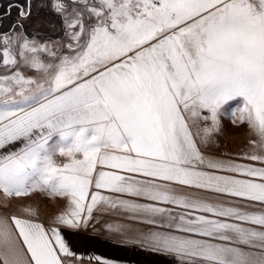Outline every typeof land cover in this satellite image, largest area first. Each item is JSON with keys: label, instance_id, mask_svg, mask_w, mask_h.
Segmentation results:
<instances>
[{"label": "snow or ice", "instance_id": "snow-or-ice-1", "mask_svg": "<svg viewBox=\"0 0 264 264\" xmlns=\"http://www.w3.org/2000/svg\"><path fill=\"white\" fill-rule=\"evenodd\" d=\"M72 2L83 8L66 21L68 52L25 39L19 55L41 78L0 76V189L68 198L57 219L70 229L86 227L100 203L142 215L183 234L145 239L184 264H264V167L206 159L200 148L219 131L221 109L239 99L233 122L258 138L245 158L264 164V0ZM55 7L66 11L60 0ZM16 8L32 15L31 0ZM2 59L17 68L10 48ZM173 185L196 191L177 194ZM213 195L246 204L209 202ZM75 256L59 228L0 217V264H72Z\"/></svg>", "mask_w": 264, "mask_h": 264}, {"label": "crops", "instance_id": "crops-1", "mask_svg": "<svg viewBox=\"0 0 264 264\" xmlns=\"http://www.w3.org/2000/svg\"><path fill=\"white\" fill-rule=\"evenodd\" d=\"M50 45L54 47L52 44ZM56 53L58 56L60 55L59 50ZM48 58L51 61L52 58L48 56L42 59L47 61ZM1 66L5 68L0 69V76L11 75L15 70L9 71L4 64ZM20 72L26 77L41 78L37 75L38 72L32 68L31 70L28 69L27 72L25 70H20ZM241 106L242 101L237 99L229 102L221 109L219 131L211 134L207 144L200 145L201 151L206 159L264 167V164L258 161L245 158L254 151L252 141L258 138L247 123L233 122V113H236ZM208 124L211 125V121H208L207 124H201V127L203 128ZM192 130L194 133L198 131L197 128ZM197 140L199 141V136H197ZM14 147H19V145L10 146L5 151L13 150ZM56 159L58 164L67 162V157L58 155ZM217 174L225 175L228 173L219 172ZM173 187L177 194H191L196 191L176 185ZM100 191L101 195L112 196L113 198L119 197L137 203H153L140 197L110 193L107 190ZM209 202H223L226 205L231 202V204L239 206L246 204L240 198L216 197L214 195L210 197ZM68 205V198L44 191H34L28 196L9 197L0 189V217L11 222V217L16 216L40 223L45 229L59 228L70 249L76 254L72 264H103L105 260L111 261L113 264H184V261L176 254L153 250L148 246L145 239L146 234L152 231L172 232L176 235H183L182 233H178L174 229H161L156 225L146 224L144 223L145 217L142 215L127 212L119 207L111 208L102 203L94 209L93 217L88 221L86 227L70 229L60 224L57 219L67 212ZM159 206L172 208L173 215L177 216L185 211L175 205L161 204ZM25 209L30 211H25ZM250 210L259 211V206ZM134 216L135 218H133ZM157 219L160 218L157 217ZM96 257H100V260H97Z\"/></svg>", "mask_w": 264, "mask_h": 264}, {"label": "rangeland", "instance_id": "rangeland-1", "mask_svg": "<svg viewBox=\"0 0 264 264\" xmlns=\"http://www.w3.org/2000/svg\"><path fill=\"white\" fill-rule=\"evenodd\" d=\"M17 1L20 0H0V9L3 10L6 4ZM57 2L58 0H31L32 15L27 20L21 18L17 9L15 10L12 21L16 24H21V27H17L12 33H6L8 31L7 28H0V66L3 64L2 58L4 48L8 47L19 61L17 68H15L13 72L16 70H25V72H27L28 69L31 70L30 67L24 64L23 58L19 55L21 50L20 45L25 39L34 41L37 45H47L54 52H58L59 50L60 55L68 52L66 45L74 42L71 39L72 30L67 27L66 21L71 20L74 15V10H81L83 5L73 3L70 0H60V2L65 4L66 11L58 13L55 7ZM2 23L3 25L8 24L6 20L2 21ZM5 37L10 38L7 45H5ZM39 56L41 59H45V56L48 55L42 52L39 53ZM47 61H49V58ZM3 68L5 67H0L1 70H3ZM37 75L41 76L39 72ZM204 127H211V125L208 124Z\"/></svg>", "mask_w": 264, "mask_h": 264}, {"label": "trees", "instance_id": "trees-1", "mask_svg": "<svg viewBox=\"0 0 264 264\" xmlns=\"http://www.w3.org/2000/svg\"><path fill=\"white\" fill-rule=\"evenodd\" d=\"M20 1L8 3L4 6L3 10L0 9L1 10L0 15H4V17L1 20L0 28H2V29L7 28L8 31L6 33L14 31L17 27H21V24H16L15 22L12 21V18L14 15L13 13L17 9L16 8L17 3H24L23 0H20ZM5 20L8 22V24L3 25L2 21H5ZM18 25H20V26H18Z\"/></svg>", "mask_w": 264, "mask_h": 264}, {"label": "flooded vegetation", "instance_id": "flooded-vegetation-1", "mask_svg": "<svg viewBox=\"0 0 264 264\" xmlns=\"http://www.w3.org/2000/svg\"><path fill=\"white\" fill-rule=\"evenodd\" d=\"M3 17H4V15H0V24H1V20H2Z\"/></svg>", "mask_w": 264, "mask_h": 264}, {"label": "water", "instance_id": "water-1", "mask_svg": "<svg viewBox=\"0 0 264 264\" xmlns=\"http://www.w3.org/2000/svg\"><path fill=\"white\" fill-rule=\"evenodd\" d=\"M70 1H72V0H70Z\"/></svg>", "mask_w": 264, "mask_h": 264}]
</instances>
